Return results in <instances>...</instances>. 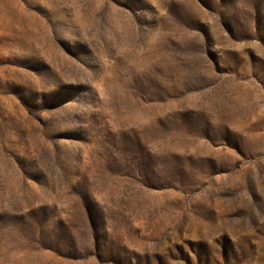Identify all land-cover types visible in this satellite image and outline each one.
<instances>
[{
  "label": "rangeland",
  "instance_id": "374dc122",
  "mask_svg": "<svg viewBox=\"0 0 264 264\" xmlns=\"http://www.w3.org/2000/svg\"><path fill=\"white\" fill-rule=\"evenodd\" d=\"M0 264H264V0H0Z\"/></svg>",
  "mask_w": 264,
  "mask_h": 264
}]
</instances>
